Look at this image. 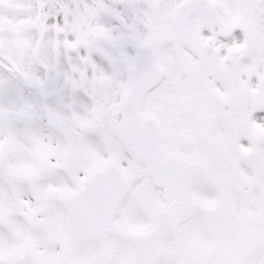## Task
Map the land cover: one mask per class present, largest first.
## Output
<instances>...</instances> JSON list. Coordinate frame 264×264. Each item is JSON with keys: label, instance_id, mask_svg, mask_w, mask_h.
I'll use <instances>...</instances> for the list:
<instances>
[{"label": "snow or ice", "instance_id": "6c2138e0", "mask_svg": "<svg viewBox=\"0 0 264 264\" xmlns=\"http://www.w3.org/2000/svg\"><path fill=\"white\" fill-rule=\"evenodd\" d=\"M0 264H264V0H0Z\"/></svg>", "mask_w": 264, "mask_h": 264}]
</instances>
